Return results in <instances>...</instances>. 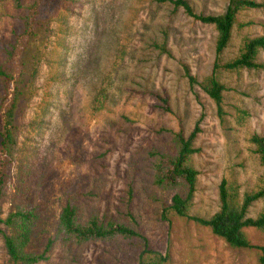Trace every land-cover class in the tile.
I'll return each instance as SVG.
<instances>
[{"label": "rangeland", "instance_id": "obj_1", "mask_svg": "<svg viewBox=\"0 0 264 264\" xmlns=\"http://www.w3.org/2000/svg\"><path fill=\"white\" fill-rule=\"evenodd\" d=\"M33 1L0 0V67ZM188 2L197 14L220 15L230 0ZM40 13L21 57L26 93L1 206L3 218L16 206L35 209L28 251L42 253L51 242L48 260L39 264H139L136 240L66 235L60 218L68 204L83 225L97 218L136 229L166 264H259L262 231L246 228L255 248L234 249L195 220L167 213L173 192L156 184L155 168L156 154L176 155L177 133L188 136L200 124L191 160L200 173L192 218L218 212L223 179L237 182L241 195L252 191L264 176L251 142L264 136V68L217 72L226 88L222 121L214 101L200 86L191 88L186 75L189 69L201 82L212 74L217 31L183 7L158 0H45ZM257 36H264V9L241 12L222 60L236 58L243 40ZM259 61L264 64V52ZM262 213L264 198L249 216ZM0 264H16L1 235Z\"/></svg>", "mask_w": 264, "mask_h": 264}, {"label": "trees", "instance_id": "obj_2", "mask_svg": "<svg viewBox=\"0 0 264 264\" xmlns=\"http://www.w3.org/2000/svg\"><path fill=\"white\" fill-rule=\"evenodd\" d=\"M18 5L20 0H14ZM45 0H34L28 8V15L24 17V29L15 38V42L8 51L7 61L0 67L2 93L0 101V116L2 129L0 130V235L3 237L10 259L16 264H39L48 260L51 242L42 253L28 251L32 228L36 220L35 209H26L16 206L10 214L3 218L2 202L6 197L10 167L13 164V155L17 145L18 127L16 113L22 97L25 96L26 76L21 57L30 39L35 35L39 26L40 12ZM170 1L176 7H183L196 20L213 25L217 31L216 60L212 74L199 82L189 69L187 78L191 88L200 86L214 101L217 113L222 121L225 120L224 108L225 86L220 82L217 72L260 70L264 64L260 63L259 55L264 52V36L245 38L239 54L231 61L224 62L222 55L229 47L233 29L241 12L252 9H264V2L258 0H230L224 14L201 15L195 13L188 0H158ZM163 53L170 55L166 45L159 47ZM166 105L168 98L156 95ZM102 106V101H99ZM166 110L170 111L166 106ZM201 132L200 124L194 131L185 136L181 131L176 134L177 153L174 156L156 154V184L165 190L173 192L168 211L177 217L195 220L198 224L210 229L212 234L223 239L234 249L255 248L249 241L246 228H255L264 233V213L253 218L249 216L252 205L264 198V176L260 183L250 192L241 195L237 182L223 179L219 186L220 209L209 219L192 218L190 211L194 205L199 171L191 166L193 155L197 152L195 142ZM251 142L255 145V153L264 168V136L254 135ZM60 229L68 236L79 241L97 239L107 240L114 237L136 240L142 249L139 264H166L168 258L150 248L148 239L134 228L115 222L103 223L93 218L83 225L78 221L77 210L74 205L68 204L60 218ZM8 230V231H7ZM259 264H264V247H259Z\"/></svg>", "mask_w": 264, "mask_h": 264}]
</instances>
